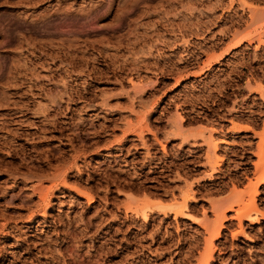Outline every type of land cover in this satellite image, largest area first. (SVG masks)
<instances>
[{"label":"rangeland","instance_id":"obj_1","mask_svg":"<svg viewBox=\"0 0 264 264\" xmlns=\"http://www.w3.org/2000/svg\"><path fill=\"white\" fill-rule=\"evenodd\" d=\"M0 42V264H200L206 221L210 264H264L259 138L233 129L264 133V0H0ZM180 124L227 138L215 170L145 163Z\"/></svg>","mask_w":264,"mask_h":264},{"label":"bare ground","instance_id":"obj_2","mask_svg":"<svg viewBox=\"0 0 264 264\" xmlns=\"http://www.w3.org/2000/svg\"><path fill=\"white\" fill-rule=\"evenodd\" d=\"M2 20V19H1ZM4 22V21H3ZM199 26V25H198ZM49 30V29H48ZM1 43V42H0ZM9 43V42H8ZM238 45V44H237ZM42 52V51H41ZM29 54V53H28ZM73 56V55H72ZM38 63V62H37ZM12 69V68H11ZM30 70V69H29ZM38 74V73H37ZM63 78V77H62ZM9 80V79H8ZM35 82V81H34ZM6 83V82H5ZM9 85V84H8ZM41 86V85H40ZM4 90V89H3ZM3 93H5L4 91H3ZM5 96V95H4ZM11 101V100H10ZM56 102V101H55ZM59 105V104H58ZM21 106V105H20ZM181 122H182V120H180ZM178 125V124H177ZM183 126H182V124H180L177 128V131H175V132H173L172 133V135L171 136H173V137H178V138H181L180 140H181V143L178 145V147L176 148L177 150H176V153L175 154H169V151H168V148H166V146L163 144V142L161 143V142H159V145H160V147L162 148V151L164 152V156H165V159L164 160H162V158H156L155 156H153V155H151V149L149 148V145H148V142L147 143H143V145H144V147L146 148V149H148V157L147 158H149L148 160H147V162H145L146 164H148L149 163V167L150 168H152V170H153V173H156V170L157 169H159V168H165V171L167 172V170H171L170 169V167L173 165L172 163L174 162V160H181V159H187V157H189V156H191V157H195V158H197L198 157V153L200 152V151H203L204 150V146L205 147H207V149H206V152H205V155H206V157H207V163L210 165V167H212L211 169L212 170H215V167L213 166V164H216V163H218V160H219V157H218V155H217V152L219 151V140H221L220 141V143H226L227 142V138L225 139H219L218 141H217V139H215V137H214V132H216L218 129L216 128V127H212V128H206V129H204V130H200V131H193V130H186V131H184L183 130V128H182ZM221 128V127H220ZM256 127H254V126H251V125H247V126H245V127H240V126H234V128L233 129H237V130H240V131H244V132H252V133H254V135L255 136H257L258 138H259V142L257 143V146H258V150H257V152H256V155L259 157V161H258V163H256V166L258 167V168H262L263 166H264V133H260V134H258V132L256 131V129H255ZM236 130V131H237ZM153 133V132H152ZM170 133V132H169ZM139 137V136H138ZM155 138H156V136H155ZM141 139H142V137H141ZM156 140H157V138H156ZM158 141V140H157ZM192 141V142H191ZM158 143V142H157ZM189 144L190 143V148L188 149V151L186 150L185 151V149L183 148L186 144ZM154 144V143H153ZM152 145V144H151ZM250 145V144H249ZM174 146V145H173ZM143 147V148H144ZM175 148V147H174ZM201 153V152H200ZM9 154V153H8ZM146 154H147V152H146ZM150 155V156H149ZM146 157V156H145ZM171 160H170V159ZM156 159L158 160L157 162H161V164H163L164 162L165 163H167V162H169L170 164H168L167 166H165L164 165V167L163 166H159V167H156L157 166V164H160V163H157L156 162ZM169 159V161H167ZM146 160V159H145ZM157 163V164H155L154 166L155 167H152V164L153 163ZM131 163V162H130ZM206 163V164H207ZM134 165V167H136L135 166V162L133 163ZM146 164H144V165H146ZM143 165V166H144ZM205 165V164H204ZM79 169V168H78ZM80 170V169H79ZM152 170H151V173H152ZM81 171V170H80ZM84 171V170H83ZM158 171V170H157ZM121 172V171H120ZM161 172H163V171H161ZM81 173V172H80ZM107 173V172H106ZM33 175V174H32ZM80 175V174H79ZM82 175V174H81ZM119 175V174H118ZM208 176H211V177H213L212 176V173H210V174H207ZM83 176V175H82ZM112 176V175H111ZM145 176V175H144ZM176 176V175H175ZM188 176V172L185 174V176L184 177H187ZM107 177V176H106ZM176 177H179V179H182L183 177L182 176H180L179 174L176 176ZM82 178V177H81ZM103 178V177H102ZM116 179V178H115ZM118 179V178H117ZM146 179V178H145ZM178 179V178H177ZM186 179V178H185ZM258 179V182H264V172L262 173V175H261V177H259V178H257ZM79 180V179H78ZM113 180V179H112ZM130 180V179H129ZM147 180V179H146ZM136 181H138V180H136ZM140 181V180H139ZM145 181V180H144ZM120 182V181H119ZM142 182V181H141ZM64 183H66V182H64ZM122 183V182H121ZM121 183H117L118 185V187H121V188H130V190L132 189V186H134V184H135V181L134 182H132V181H130V182H128V184L126 183V184H124V185H122ZM125 183V182H124ZM143 184H145L144 182H143ZM190 184V183H189ZM189 184H188V186H189ZM66 185V184H65ZM137 186H138V184H137ZM140 187V186H139ZM153 187V186H152ZM190 187V186H189ZM92 188V187H91ZM134 188V187H133ZM136 188V190H138V191H140L139 189L140 188H142V189H144V190H147L148 191V189H150L151 187L150 186H148V187H145V186H141L139 189H137V187H135ZM85 189V188H84ZM87 189H89L90 190V188H87ZM141 189V190H142ZM75 190H77V192L80 194V195H82V196H86L87 194L85 193V191L84 190H80V189H78V188H75ZM122 190V189H121ZM125 190V189H124ZM127 190V189H126ZM125 190V191H126ZM134 190V189H133ZM123 191V190H122ZM129 191V190H128ZM135 191V190H134ZM133 191V192H134ZM45 192V191H44ZM140 192H142V191H140ZM151 192H153L152 190H151ZM144 193V192H143ZM146 193V192H145ZM257 193V191L254 193V195H253V198H252V200L251 201H249L248 203H247V205H243V207L238 211V217H237V215H236V217L237 218H240V219H238V220H241L242 221V219H243V217H246L247 219H250L251 221L252 220H256L257 218H258V214H256V213H254V210H257L256 209V206H255V204H254V200H255V194ZM148 195H150L149 193H147ZM133 196V195H132ZM151 196V195H150ZM188 196H190L189 195V193H186V197L188 198ZM130 197H131V194H130ZM128 198L129 199V202H130V204L132 205V204H134L136 201V199H134V198ZM43 199H44V197H42ZM186 198V199H187ZM90 199L92 200L93 199V197H90ZM192 200H195V197L193 196L192 198H191ZM183 202H185V201H183ZM221 201H213V210H214V208H215V213H216V216H217V220H223V219H225L226 218V213H225V209H221L222 208V206L220 205V204H222V203H220ZM188 203V202H187ZM242 203V202H241ZM186 206V205H185ZM221 206V207H220ZM149 208V207H148ZM190 208V207H189ZM128 209L129 210H132V212L133 211H135V214L136 215H138V216H141L142 218H144L145 220H147L148 219V213H147V211H145V210H143V211H139L140 210V208H139V210H135V209H133V207L132 206H129L128 207ZM224 210V211H222L221 212V210ZM229 209V208H228ZM227 209V210H228ZM173 211V210H172ZM189 212L186 214V217L188 218H191V217H193V215H192V213H190V210H188ZM152 212V211H151ZM161 213V212H160ZM168 214H170V213H168ZM177 215L179 214V213H176ZM167 216V215H166ZM185 217V218H186ZM90 220H91V218H90ZM89 220V221H90ZM88 221V222H89ZM97 221V220H96ZM93 222V221H92ZM216 222V221H215ZM221 222V221H220ZM240 222V221H239ZM217 223V222H216ZM92 224V223H91ZM97 224V223H96ZM214 222H207L206 221V224L204 225V227L206 228V230L210 233V235H211V237H210V240H209V242H208V244H207V248H206V250H205V252L201 255V260L199 261V263L200 264H210L211 263V261L213 260V258H214V256H213V253L215 252L214 250H215V248H216V246L214 245V238H217V237H219V236H221V233H222V228H223V225H222V223L221 224H215ZM201 225H202V223H201ZM236 233V232H235Z\"/></svg>","mask_w":264,"mask_h":264}]
</instances>
